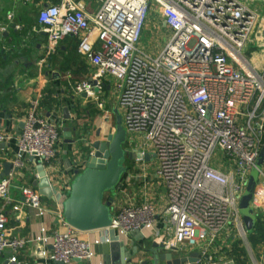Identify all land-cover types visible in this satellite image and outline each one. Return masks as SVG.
<instances>
[{"label": "built area", "instance_id": "obj_1", "mask_svg": "<svg viewBox=\"0 0 264 264\" xmlns=\"http://www.w3.org/2000/svg\"><path fill=\"white\" fill-rule=\"evenodd\" d=\"M151 6L161 10L170 29L155 56L141 46ZM38 20L46 34L42 62L66 37H79V53L93 66L96 84H77V94L92 95L105 81L115 83L129 143L142 155L155 154V174L167 193L164 214L174 235L158 236L151 203H114L110 227L79 231L65 221L61 208L51 216L41 194L25 185L14 211L29 207L50 222L35 236L11 237L5 207L13 203L10 190L17 186L10 172L0 180V254L8 248L15 253L6 264H29L17 254L34 243L44 261H92L96 246L111 242L110 229L125 247L137 231L144 240L163 243L166 251L200 253L196 264H236L209 251L223 234L232 235L226 232L231 227L246 241L239 201L264 146V0H101L93 15L80 2L63 0L42 7ZM35 105L17 138L12 163L19 169L25 157H33L46 170L57 155L61 125L37 114ZM11 138L0 132V144ZM251 206L258 219L256 211L264 209V164ZM88 233L93 234L85 238Z\"/></svg>", "mask_w": 264, "mask_h": 264}, {"label": "crops", "instance_id": "obj_2", "mask_svg": "<svg viewBox=\"0 0 264 264\" xmlns=\"http://www.w3.org/2000/svg\"><path fill=\"white\" fill-rule=\"evenodd\" d=\"M62 1L0 0V132L12 137L8 142L0 144V175L4 171L3 164L16 159L17 138L23 128V120L36 103L37 114L61 125L56 158L45 172L50 184L67 196L76 170L85 167L86 158L90 154V149H87L89 144L98 139L105 140L109 134L114 133L119 115L123 121L124 109L119 105L118 91L112 81H105L101 88L96 87L92 95L75 92L76 85L83 81L96 84L93 66L79 53V37H66L60 43L57 53L42 62L45 57L46 34L39 24V11L48 4H60ZM74 1L84 5L89 15L95 14L101 6V0ZM151 30L160 39L165 38L167 41L170 37V29L165 24L161 10L155 6L150 7L144 32ZM98 45L96 42L95 47L98 48ZM67 115L70 119L66 118ZM68 132H71L72 140H75L73 143H69L70 139L65 136ZM146 154H149L148 160L136 159L127 163L128 170L117 188L114 203L153 204L157 213L155 231L160 237L170 238L174 235V229L164 214L167 207L166 189L155 174V154L151 150H147ZM24 160L25 166L17 172L13 166L11 172L17 187L10 190L13 203L5 207L9 218L7 233L11 237L20 238L35 236L43 224L50 222L48 216L38 217L32 208L23 207L18 212L13 209V205L22 198L20 186L28 185L39 192V187L35 186L36 182H40L39 163L33 157H25ZM42 199L51 207V216H55L61 208V202L44 196ZM2 203L0 199V208ZM256 214L260 229L256 228L252 234L246 230L245 242L237 230L231 227L226 232L232 235L223 234L209 253L218 259H234L236 264H264V209H258ZM55 226L59 227L57 223ZM92 234H85L84 237L89 238ZM154 242L135 238L132 245L126 247L128 253L125 255L126 261L130 256H135L134 262L125 264H143L144 261L152 260V254L147 250L151 249ZM38 248L37 243L29 244L19 251L17 257L29 264H64L41 260ZM164 251L162 249L159 252ZM192 251L172 253L174 258H182L189 257ZM14 254L11 248L5 250L0 254V264H6ZM99 261L107 264L104 255L99 253L92 261L74 260L69 264H97ZM205 261L197 264H204Z\"/></svg>", "mask_w": 264, "mask_h": 264}, {"label": "water", "instance_id": "obj_3", "mask_svg": "<svg viewBox=\"0 0 264 264\" xmlns=\"http://www.w3.org/2000/svg\"><path fill=\"white\" fill-rule=\"evenodd\" d=\"M70 119V116H66ZM73 143L71 132L65 134ZM97 136H100L98 131ZM87 148V147H86ZM90 154L86 158L83 170H76L75 178L67 196L51 185L42 164L38 165L40 182L35 183L39 187L42 196L61 202V209L65 221L75 229L83 232L94 231L110 227L113 222L114 201L117 188L120 186L124 174L128 170L127 163L136 159H149V154L142 155L137 148H133L128 141V132L119 115L116 120L115 132L107 136L105 140L98 139L89 144ZM264 164V146L252 169L247 182L246 190L239 201V208L246 230L252 233L257 223V216L251 206L257 186L260 183V170ZM4 171L0 180L10 174L13 169L12 162L3 164ZM19 168H15L17 172ZM110 243L96 246V251L104 255L107 264L133 263L135 256L125 260L128 249L119 242V238L113 229H110ZM133 236L144 240V236L137 231ZM165 250L163 253L160 250ZM173 251H179L174 247L166 251L161 242H154L147 252L152 254V260L144 261L143 264H184L196 263L201 257L200 253L192 252L189 257L174 258Z\"/></svg>", "mask_w": 264, "mask_h": 264}, {"label": "rangeland", "instance_id": "obj_4", "mask_svg": "<svg viewBox=\"0 0 264 264\" xmlns=\"http://www.w3.org/2000/svg\"><path fill=\"white\" fill-rule=\"evenodd\" d=\"M164 32L166 33V30H164ZM166 42L167 41L165 40V38L160 39L159 36H157L155 34V32H153V30H151L149 32H144L142 42H141V46L143 47V50L145 52L149 53L150 55L155 56L164 47ZM247 56L249 58H252L253 60L255 58H257L256 56H254L252 54L247 55ZM142 139H143L142 137L137 139V143H140L142 141Z\"/></svg>", "mask_w": 264, "mask_h": 264}, {"label": "trees", "instance_id": "obj_5", "mask_svg": "<svg viewBox=\"0 0 264 264\" xmlns=\"http://www.w3.org/2000/svg\"><path fill=\"white\" fill-rule=\"evenodd\" d=\"M259 226H260V224H258V222H257L256 225H255V228H254L253 232L256 230V228H257V229H260ZM253 232H252V233H253ZM252 233H251V234H252Z\"/></svg>", "mask_w": 264, "mask_h": 264}]
</instances>
